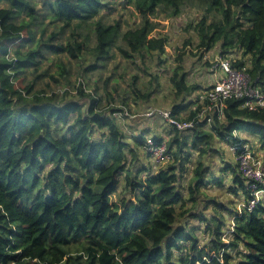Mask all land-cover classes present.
Masks as SVG:
<instances>
[{
  "label": "trees",
  "instance_id": "obj_1",
  "mask_svg": "<svg viewBox=\"0 0 264 264\" xmlns=\"http://www.w3.org/2000/svg\"><path fill=\"white\" fill-rule=\"evenodd\" d=\"M118 1L139 18L126 30L105 21ZM186 8L203 12L184 30L201 54L193 66L176 59L168 76L176 102L158 111L194 128L146 116L153 109L143 116L146 126L119 120L121 109L107 111L82 85L74 96L47 91L49 84L39 90L44 78L60 85L69 76L63 57L91 52L107 62L115 48L143 63L153 54L162 59L168 40L152 36L160 27L155 17L174 21ZM225 60L264 91V0H0V264H264V196L248 208L253 192L237 162L245 145L264 149V109L228 100L221 120L214 117L210 128L198 123L209 103L201 97L218 79L201 86L190 78ZM46 62L57 66V77ZM138 80L132 77L130 93L146 101L154 92L142 93ZM158 82L152 74L149 85ZM153 118L164 120L163 134H152ZM149 138L167 146L165 166L152 161ZM217 143L234 149L235 159L218 174L208 162ZM211 188L241 197L238 213L210 196Z\"/></svg>",
  "mask_w": 264,
  "mask_h": 264
},
{
  "label": "rangeland",
  "instance_id": "obj_2",
  "mask_svg": "<svg viewBox=\"0 0 264 264\" xmlns=\"http://www.w3.org/2000/svg\"><path fill=\"white\" fill-rule=\"evenodd\" d=\"M115 7L117 10L112 14L105 13L109 15V17L105 19L107 23H113L115 20H119L123 24V30H126L128 27L139 22V18L135 15L133 10L121 6V2L118 1L115 3ZM202 15L203 12L200 10L186 8L183 11V14L174 21L163 20L161 15L155 17L157 21L160 22V27L152 34V36H163L168 40L167 47L165 49L166 53L162 59H158L153 54V56L149 55L143 63V60L138 56H135V58H124V56L115 48L111 51V55L113 56L112 59L107 62L97 63L91 52H85L81 59L74 61H69L63 57V63L69 72V76L66 79H61L60 85L55 84L49 78H44L38 84L39 90L46 88V84H49L50 88H46L47 91L54 90L55 92H62L64 90H70L71 96H74V94H76V87L82 85L86 94H91L95 91L98 96L103 98L107 111H109V108L121 109L122 112L117 113L116 115L119 120L120 117L123 119L126 116H129L128 118H131V120H136L138 126H146L147 121L143 118L145 112L152 109L170 111L171 106L176 102L168 85L170 67L176 65V59L183 55L182 60L184 61V65L186 67L190 65L193 66L196 63L195 61H198L201 52L197 49V39H192V37H194L192 32H185L184 30L187 24L191 22L195 24V22H198ZM188 41H190L189 45L187 43ZM93 45L94 42L92 41L90 46L93 47ZM117 45L122 46L123 43L118 41ZM213 52H217V50H214ZM160 60L163 63H160ZM212 60L213 59H210V61ZM205 64L211 66L209 63L207 64L203 61V66ZM94 65H97L96 69L89 70V68ZM43 68L49 69L50 74L56 77L60 72L55 64L53 65L49 62H46L43 65ZM145 69L147 70L144 71ZM149 74L151 76L152 74H158L159 82L152 84V86L149 85L151 81V76H149ZM135 75H139L138 85L143 88L142 93L151 89L154 92L152 97L146 101L140 100V102H135L132 94L130 93L128 85L132 81V77ZM193 78L194 75H192L190 81H192ZM124 98L126 99V107L122 106V100ZM110 100L114 102L111 105L108 104ZM129 107L132 108L131 115L129 114ZM140 122H142V124H140ZM149 123H152V134H163V130L167 129L165 127L166 125L164 124V120H155V118H153L149 121ZM121 124L123 125L124 123ZM235 133V136H241V138L244 139V134L239 132ZM251 144H253L251 145L253 153L260 155L261 157L259 158L264 162V149H261L260 143L255 141ZM214 148L218 152L213 154L208 160L212 166L211 172L215 171L216 174H218L217 170L220 166H222L223 162L231 161L232 164H235V159L229 145L217 143L214 145ZM220 157H225V159L222 161ZM166 158V163L162 166H165L168 163L169 156L167 153ZM188 178L189 177H187V179ZM225 182H229V178L225 179ZM208 194L215 197L219 202L230 208V212H232V214L234 212H236V214L238 213V204L242 201L241 197L228 195L224 191L212 188ZM223 216L225 220L230 218L228 213H224ZM229 222L230 221H227V223Z\"/></svg>",
  "mask_w": 264,
  "mask_h": 264
},
{
  "label": "built area",
  "instance_id": "obj_3",
  "mask_svg": "<svg viewBox=\"0 0 264 264\" xmlns=\"http://www.w3.org/2000/svg\"><path fill=\"white\" fill-rule=\"evenodd\" d=\"M219 68L223 76L201 97L202 104L205 101L209 103L204 104V108L199 114L200 120H198V123H205L207 128L212 126L214 117L218 120L224 117L223 107L228 100L242 101L241 108L264 109V91L257 86L251 85L249 77L244 71L233 70L228 60L220 61ZM155 114H159L170 126H174L179 130L195 127L194 122H179L171 118L168 112L152 110L146 116ZM233 135L235 136L236 133L234 132ZM244 148L246 151L238 158L237 162L241 177L247 181L248 188L253 192V199L248 204V208H253L257 201L264 196V162L253 155L248 145H245ZM231 151H234V149H231ZM147 152L155 164L166 163L165 143L155 144L153 139L149 138L147 140Z\"/></svg>",
  "mask_w": 264,
  "mask_h": 264
},
{
  "label": "crops",
  "instance_id": "obj_4",
  "mask_svg": "<svg viewBox=\"0 0 264 264\" xmlns=\"http://www.w3.org/2000/svg\"><path fill=\"white\" fill-rule=\"evenodd\" d=\"M215 53H217V52H215ZM222 76H223V73L220 70V68L218 67V65L213 70H211V69L210 70H206V69H203L201 67L200 68L199 77L198 78L194 77L192 81L200 83L201 86H208L212 82L216 81L217 79H219Z\"/></svg>",
  "mask_w": 264,
  "mask_h": 264
}]
</instances>
